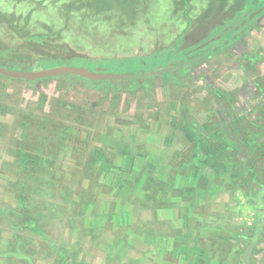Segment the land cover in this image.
<instances>
[{
    "label": "rangeland",
    "instance_id": "1",
    "mask_svg": "<svg viewBox=\"0 0 264 264\" xmlns=\"http://www.w3.org/2000/svg\"><path fill=\"white\" fill-rule=\"evenodd\" d=\"M250 4L264 10V0H0V58L10 48L40 59L0 66L131 76L0 77V264H29L1 256L11 251L33 264H264V215L254 237L246 201L264 185V18L244 42L180 66L201 43L233 40L230 21ZM221 139L226 154L209 161L199 146Z\"/></svg>",
    "mask_w": 264,
    "mask_h": 264
},
{
    "label": "trees",
    "instance_id": "2",
    "mask_svg": "<svg viewBox=\"0 0 264 264\" xmlns=\"http://www.w3.org/2000/svg\"><path fill=\"white\" fill-rule=\"evenodd\" d=\"M254 5L255 4H253V5L250 4V5H248L247 8L245 7L244 9H240L241 10V15H240L241 18L239 19V17H238L239 15H238L237 16L238 19L235 18L232 21H230L232 29L230 30L229 36L233 35L235 37L233 40L224 41L222 38L218 37V38L214 39L213 43H209L208 45H206L204 47H202V43H201L200 44L201 46L198 45L199 46L198 51L200 50V53H203V54H201V55L199 54L198 57H193V58L187 60V62L181 63L180 64L181 67H186L187 70H191L192 68L197 66L199 63H201L202 60L207 59L209 57H213L218 50L225 49L228 46L234 45V43L236 44L237 42H244L245 38L248 36V34L252 30L260 27V21H261V19L264 18V10H259V11L254 10V8H256ZM244 12L247 14L246 16H243ZM230 13H231V15H234V12L230 11ZM251 15H252V19H248V17ZM235 20H239V22H241L243 20H246V21L242 22V23H235ZM233 22L236 25L232 24ZM35 41H36V38H32V37H30L29 39L27 38L25 40V42H27V45L29 43V47L31 46V47L36 48V47H38L40 42L36 41L38 43L37 44V43H35ZM222 41H224V42L222 43ZM46 44H47V46L50 47L49 42H47ZM22 46L27 47V46H25V44H23ZM42 47H43V44H42ZM194 48H195V46L193 48H191V50H193ZM1 49L4 50V48H2V47H1ZM58 50L60 51L59 55L64 56V58L69 56L67 53V50L70 51V54L73 52L72 50L67 49V47L63 46V45H60ZM34 51L39 52V50H37V49H35ZM14 52H15L14 49L7 48L6 53H5V57H3L2 59L0 58V63L9 64V65H11V63L12 64L21 63V64H24L23 67H27V65H29L30 63H36V62L38 63L40 61L39 58H32V57L27 58V57H20V56L18 57V54L16 52H15L16 53L15 55L13 54ZM22 54L23 53H21V55ZM47 54H48V52L46 53V51H45V53H43V57H45V55H47ZM73 55H75L74 52H73ZM53 57L55 58V56H53ZM48 59H53V58H48ZM59 59L60 58H55V60H57V61ZM176 69H178V68H175V69L171 68L170 71H173ZM0 77H2V76H0ZM56 78H58V77H56ZM49 79H55V78H49ZM14 81H18V80H14ZM19 81H25V80H19ZM25 82H27V81H25ZM72 85H74V84H70L67 86H72ZM104 93L106 95L109 94V92H107V93L104 92ZM218 136H220V135H218ZM209 137L207 139L212 138V136H209ZM221 142H222V144L214 143L213 147H212V143H209L207 146H204V145H202V147L199 146V151L201 152L202 155L209 156V161L210 160H217V159H218V161H221L222 158L224 157V154H226V152H225L226 148H224L225 144L222 141V139H221ZM20 156L23 157L22 154ZM25 158L26 157H24V159H23L24 161H25ZM209 161L206 160L207 163ZM218 164H219V162H218ZM214 169L215 170L218 169V166H217V168H214ZM31 171H33V169H31ZM253 189H254V187H251V185L248 186V189L246 190L247 191L246 201H247V204L249 205V207L254 210V212H253L254 222L252 225V229L254 230L253 236L256 237L258 232L261 230L262 223H263L264 208H263L262 196L264 195V185L258 186L256 188V190H253ZM27 190H28V192H25L26 196H29L30 194H32L34 192V188L32 186L28 187ZM33 217H31V220L28 222H31L33 220ZM32 224H34V223H32ZM32 224H31V226H32ZM13 238H14L15 242L20 243L17 240L15 235L13 236ZM248 250H247V252H248ZM241 251H243V250L241 249ZM1 256L7 257V258L22 259V260L28 262L29 264H33L28 256L19 253V251H17V253H15L13 251L4 252L1 254Z\"/></svg>",
    "mask_w": 264,
    "mask_h": 264
},
{
    "label": "water",
    "instance_id": "3",
    "mask_svg": "<svg viewBox=\"0 0 264 264\" xmlns=\"http://www.w3.org/2000/svg\"><path fill=\"white\" fill-rule=\"evenodd\" d=\"M165 72L166 70H162L160 72H155V73H149L148 76H157ZM62 75H72L88 80H98V81L116 80V79H124L131 77L130 75L107 74V73H103L99 69H96L94 71H89L86 68L72 67V66H56L52 68L29 70V71L12 70L0 66V76L14 80H25L28 82H33L43 78L58 77Z\"/></svg>",
    "mask_w": 264,
    "mask_h": 264
},
{
    "label": "flooded vegetation",
    "instance_id": "4",
    "mask_svg": "<svg viewBox=\"0 0 264 264\" xmlns=\"http://www.w3.org/2000/svg\"><path fill=\"white\" fill-rule=\"evenodd\" d=\"M180 66H181V65H180ZM24 71H25V70H24ZM1 78H5V77H1ZM6 79H9V78H6ZM11 80H14V79H11ZM36 81H38V80H36ZM36 81L29 82V83H28V81H27L26 83H28V84H30V85H34V86H35V85H36V83H37ZM22 82H23V81H22Z\"/></svg>",
    "mask_w": 264,
    "mask_h": 264
}]
</instances>
